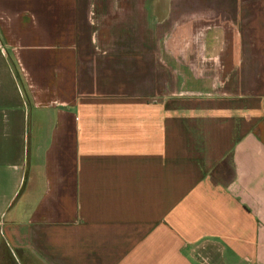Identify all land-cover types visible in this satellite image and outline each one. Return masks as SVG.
I'll use <instances>...</instances> for the list:
<instances>
[{
    "label": "crops",
    "instance_id": "obj_1",
    "mask_svg": "<svg viewBox=\"0 0 264 264\" xmlns=\"http://www.w3.org/2000/svg\"><path fill=\"white\" fill-rule=\"evenodd\" d=\"M0 264H264V0H0Z\"/></svg>",
    "mask_w": 264,
    "mask_h": 264
},
{
    "label": "rangeland",
    "instance_id": "obj_2",
    "mask_svg": "<svg viewBox=\"0 0 264 264\" xmlns=\"http://www.w3.org/2000/svg\"><path fill=\"white\" fill-rule=\"evenodd\" d=\"M171 10H172V12H174V8H171ZM171 75H173L172 73H167V86H166V90H167V93H172L173 91H174V93H175V90L176 91H179V90H177V89H174L173 87H172V84H173V81H172V79H173V76L171 77ZM169 81H171V83L169 84Z\"/></svg>",
    "mask_w": 264,
    "mask_h": 264
}]
</instances>
